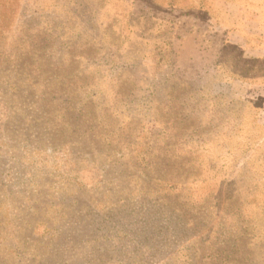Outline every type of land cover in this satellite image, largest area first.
<instances>
[{"label":"rangeland","instance_id":"1","mask_svg":"<svg viewBox=\"0 0 264 264\" xmlns=\"http://www.w3.org/2000/svg\"><path fill=\"white\" fill-rule=\"evenodd\" d=\"M0 264H264V0H0Z\"/></svg>","mask_w":264,"mask_h":264}]
</instances>
